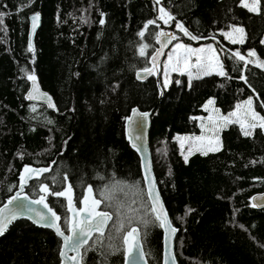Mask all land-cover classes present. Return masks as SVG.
I'll return each mask as SVG.
<instances>
[{
	"label": "trees",
	"instance_id": "trees-1",
	"mask_svg": "<svg viewBox=\"0 0 264 264\" xmlns=\"http://www.w3.org/2000/svg\"><path fill=\"white\" fill-rule=\"evenodd\" d=\"M160 6L175 17L170 25L158 19ZM0 12L6 13V32H0V206L17 189L24 165L54 161L51 172L27 188L31 196L43 195L39 183L59 190L58 181L65 176L63 184H72L78 206V198L88 194L87 185L97 198L105 187L111 189L113 202L124 205L121 215H131V226H139L149 263L162 264L159 222L145 217L150 222L144 224L142 209L128 211L133 200L132 207H140L146 197L138 191L146 188L125 121L133 107L154 109L153 163L179 228V263L264 264V208L251 202L254 193L264 191V129L245 136L239 124L230 123L221 131L219 150L194 153L187 162L176 138L201 133L197 117L206 114L204 105L211 98L225 115L252 98L264 116V69L233 56L255 51L264 58V0L259 12H249L241 0H162V5L156 0H35L30 7L23 0H0ZM35 12L41 14V26L30 52L29 17ZM149 20L156 24L145 29ZM177 22L194 35L215 38L192 41L175 28ZM232 26L244 29L243 44L222 35ZM165 29L175 31V43L215 42L228 76L188 79L174 73L167 87L161 72L137 78L143 68H151L155 35ZM144 44L148 48L142 57ZM30 74L53 96L56 111L27 99ZM47 203L63 227L69 217L66 197L47 195ZM101 208L114 211L103 203ZM114 232L111 222L103 237L93 236L88 250L83 249V264H123V233L113 238ZM61 244L51 229L22 219L0 236V264H60Z\"/></svg>",
	"mask_w": 264,
	"mask_h": 264
},
{
	"label": "snow or ice",
	"instance_id": "snow-or-ice-1",
	"mask_svg": "<svg viewBox=\"0 0 264 264\" xmlns=\"http://www.w3.org/2000/svg\"><path fill=\"white\" fill-rule=\"evenodd\" d=\"M35 0H23L25 7H30ZM261 0H241V6L247 8L249 12H259ZM158 5H162V0H156ZM159 11V20H162L165 24H168L169 21L174 20L175 17L165 9V7L160 6L158 8ZM6 13L0 12V32H6V26L4 25V17ZM39 19V14H33L30 17L31 20V29L32 32H35L36 23ZM101 24L104 23V20L100 21ZM155 20L147 21V24L144 25V28L147 29L149 25H155ZM175 27L183 33V36L188 37L192 41H199L201 39H214L215 37H201L198 35L192 34L182 23L177 22ZM234 31L239 33H243V28H234ZM140 37H144L145 32L140 31L138 33ZM222 35L230 40L232 44H243L244 39L241 38L236 39L233 38L231 32H222ZM161 37H167L168 42L173 40H178L179 38L174 33H167L164 31H160L155 35V39L157 42L160 41ZM165 47L164 44H161L160 49H157L155 55L151 56V60L153 61V67H155V61L158 56L162 54V49ZM148 48L147 44H144L140 50V56L146 55V49ZM29 51H33L32 44L28 45ZM255 51H249L247 53V57H256ZM234 58H237L239 61H245L246 57L241 55L240 52H235L233 54ZM193 58L195 62L193 63ZM258 60V58H257ZM247 63H253L251 59L247 60ZM246 66V65H245ZM257 67L264 68V62H257ZM191 69H195V74L191 71ZM164 75L166 77L164 84L167 86V76L169 72H175L180 75L187 74L189 79L191 78H201L202 76L212 75L213 73L227 77L228 73L224 69V64L218 58L217 50L212 45H207L203 47L194 48L190 44L185 43H176L172 52L167 57V63L164 65ZM143 73H147L149 75L154 74L152 68H143ZM137 78H141V73H137ZM230 78V77H229ZM27 79L33 82V90L34 93H29L27 99L28 100H37L42 99L47 101V106L49 108H54L55 105L52 103L51 98L47 96V94H42L39 92V89L36 87V76L28 75ZM241 79L247 82V78L241 76ZM179 81H177L178 83ZM213 101L209 100L208 104H212ZM247 106V111L244 116L241 118L238 116L237 112L230 113L227 116L218 117V119L224 122V125L227 123H238L243 130V134L245 136H251L252 130L259 127L260 129H264V116H261L257 113L252 105L253 100L249 98L244 102ZM207 108V105L205 106ZM242 105H237L236 108L239 110ZM35 106H33V111H35ZM147 113H139L136 110H133V116L129 117V123L134 122V117L139 116L140 120L143 121L147 117ZM232 117H236V119H231ZM212 120V118H210ZM49 124L52 123L51 120L47 121ZM216 123L213 121V129H215ZM181 141V148L184 147L183 141L186 139L192 140L188 148V155L184 156L185 161L187 162L188 156L193 154L194 152H201L204 155L208 154V151H216L218 148L211 147L209 145L208 149L205 148L199 143L204 138L203 137H184L179 138ZM135 147V145H133ZM255 163V161H253ZM50 168H33L31 166H25L23 169L24 174L19 177V188L20 192H17L14 196H12L7 204L3 208H0V236H3L7 231L9 226L13 221L17 220L18 217L22 216L23 213L19 212L16 208L10 207L14 204V202L27 200L28 197L26 195H22L23 189L28 185L29 180L39 179V177L46 172H49ZM67 180V177H62L58 183L61 184V188L59 190H52L49 187L48 183H39L37 187V191L39 193H43L40 195L38 199H33L30 201L31 204L41 205L46 212L39 211L35 208H28L29 212L35 213V219H33L34 223L41 224L43 227L51 228L55 230L57 236L62 238V250L59 255L63 258L65 264H82L83 255L82 249L85 251L88 250L86 246L89 245V241L92 240L94 234H99V237H103L105 230L107 229L110 222L113 223V228L115 230L113 238H117L123 233L122 241L126 246V251L129 256L132 255L134 249L140 250L141 246L139 243V229L137 227L131 226L133 217L123 216L121 215V211L124 208V205L121 203H114L111 189L105 187L103 190L99 192V197L93 194V188L91 185H87L88 196H83L79 199V203L82 207H74L73 206V186L71 183H68L65 187L63 182ZM145 180L147 181L146 189H139L138 194L141 197H146L143 202L140 204L139 208L132 207V205L136 204V201L133 200L128 207V211L130 213H139L141 209L143 210V215L140 216V222L144 224H148L150 222L149 219H145V217H154L155 221H158V226L161 228H165L169 233H174L177 229L173 228L171 222L168 220L167 213L163 209V205L159 199L158 192L154 187V180L151 176L148 175L147 171L145 172ZM54 182L55 178H53ZM47 195H52L57 198L66 197L67 203L66 208L71 213L70 217H65L63 221V227L60 223L61 216L57 214V212L50 207L47 201ZM105 205L106 209H114V211L98 210L101 204ZM256 207V204L252 205ZM193 209H188L190 213ZM125 220L128 221V225L126 227ZM71 232V235H65V232ZM69 253H75L74 255H69ZM143 251H140V256L143 258ZM164 264H168L167 259H165Z\"/></svg>",
	"mask_w": 264,
	"mask_h": 264
},
{
	"label": "water",
	"instance_id": "water-1",
	"mask_svg": "<svg viewBox=\"0 0 264 264\" xmlns=\"http://www.w3.org/2000/svg\"><path fill=\"white\" fill-rule=\"evenodd\" d=\"M36 13L39 14V19H38V21L36 23L35 32H32L30 17H31V15L36 14ZM31 15L29 17V21H30L29 43H31L32 47H34L35 37H36L37 31L39 30V28L41 26V14L39 12H35V13H32ZM163 31L167 32V33H174L176 35L174 30L165 29ZM175 41L176 40L168 42V38L167 37H161L159 42L156 41L157 42L156 50L160 49L161 44H164L165 47L162 49V54L157 57V59L155 61V67H153V61L150 58L151 68L153 69L154 74H159L161 72V65H162V63H163L168 51L174 45ZM156 50L152 53V55H155ZM139 73H141V78L140 79H147V78H149L151 76V75H149L147 73H143L142 71H139ZM35 84H36V87L39 89L40 93L47 94V96L51 98V101L55 105V107L54 108H50V109L56 111L57 108H56V104H55L53 96L49 92H47L46 90H44L41 87L40 82H39V80L37 78H36ZM29 93H33L35 95L34 90H33V82L32 81H30V87H29V90L27 91L26 97H28ZM30 102L47 105V101H44L42 99L31 100ZM133 110H136L139 113H147L148 115L143 121L140 120L139 116H136V117L133 118L134 122L130 124L128 118L133 116ZM153 113H154V109L141 110L139 107H133L131 109L129 115L126 118V121H125V134H126V138H127L128 142L130 143L131 147L137 152V154L139 156L140 165H141V173H142V177H143V180H144L145 188H147V181L145 180V172L147 171L148 175L151 176L153 178V180H154L155 190L158 192L159 199H160V201H161V203L163 205L164 211L167 213L168 220L171 222L172 227L177 229V231H175L174 233H169L168 231H166L165 228H162V230H163V255H162L163 258H162V264H164L165 259H167L168 264H180L178 259H177V255H176V239H177V236L179 234V228L173 223V221L171 219L169 210L167 208V205L165 203L164 197L162 195V192H161L158 180H157V176H156V173H155V169H154L153 156H152V150H151V144H150V131H151V126H152V115H153ZM133 145H135V147ZM53 165H54V161L51 162L49 165H40V166L32 165V164H26L21 169L20 175L24 174L23 169H24L25 166H31L33 168H45V167L50 168L49 172L43 173L39 177L38 180H40V179L43 178V176L45 174H48V173L51 172V170L53 168ZM20 175H19V177H20ZM35 180H37V179L29 180L28 181V185L23 189L22 195H26L28 197V199L14 202V204L10 206V207L16 208L19 212L23 213V215L18 217L17 220L13 221L12 224L9 226V228L15 222H17L19 220H22V219H26V220L30 221L35 226L46 228V227H43L41 224L34 223L33 219L36 218L35 217V213L28 211V208H35V209H37L39 211L46 212V209H44L41 205H35V204H31L30 203L31 200L39 198V197L31 196L27 192V188L30 186L31 182H33ZM19 183H20V181H19ZM19 183H18V187L14 191V193L9 198H7V200L0 206V208H3L5 206V204H7V201L12 196H14L17 192L21 191L20 188H19ZM72 195H73V206L77 207V208L82 207L81 204L79 206L76 204L74 194L72 193ZM88 195L89 194H87L86 196H88ZM251 202H252V205L256 204V208L257 209L264 208V191L263 192L254 193L252 195ZM98 210L104 211V209L101 208V205H100ZM68 213H69V217H70L71 213L69 211H68ZM29 217H32L33 219H30ZM110 223H109V225H110ZM109 225H108L107 229L109 228ZM134 227H137L139 229V243H140L141 249L140 250L134 249L133 252H132V255L129 256L127 251H126V246H125V255H124L123 264H150L149 261H148L145 249H144L141 230H140L139 226H137V225H135ZM9 228H8V230H9ZM48 229H51V228H48ZM107 229L105 230V233H106ZM51 230L55 233L54 229H51ZM65 235H71V232L70 231L65 232ZM59 238L61 239V242H62V238L61 237H59ZM61 250H62V244H61ZM141 250L144 253L143 258H141V256H140V251ZM74 254L75 253H69V255H74ZM82 255H83V249H82ZM60 259H61L60 260V264H65L63 258L60 257ZM82 264H83V261H82Z\"/></svg>",
	"mask_w": 264,
	"mask_h": 264
},
{
	"label": "rangeland",
	"instance_id": "rangeland-1",
	"mask_svg": "<svg viewBox=\"0 0 264 264\" xmlns=\"http://www.w3.org/2000/svg\"><path fill=\"white\" fill-rule=\"evenodd\" d=\"M249 2H251V0H249ZM160 15V14H159ZM161 22L164 24V25H170L171 24V21H169L168 24H165L162 20ZM176 28V27H175ZM234 28H241L240 26H232L230 27L227 31H224V32H231L232 33V36L233 38H236V39H239L242 37H244V33H239L237 31H234ZM226 38V37H225ZM228 41H230L228 38H226ZM180 43H184L182 41H178ZM176 42V43H178ZM264 42V40H263ZM176 43L171 47V49L168 51L162 65H161V68H162V71H161V76H162V80H163V83L166 79L165 75H164V65L167 63V57L168 55L172 52L173 48L175 47ZM187 44V43H185ZM192 47L194 48H198V47H203V46H207V45H212L213 47L216 48L217 50V54H218V58L220 59V55H219V51H218V48L216 47V44L215 42H212V41H209V42H206V43H201V44H198V45H192L190 44ZM258 58V60H257ZM249 58L246 57V61L248 60ZM252 60L253 62L256 64L257 62H264V58H261L258 54L256 55V57H252ZM195 62L194 58H193V63ZM264 69V68H263ZM191 71L193 72V74H195V69H191ZM175 72H169L168 73V76H167V86L170 84L171 80H172V74H174ZM187 75V74H186ZM188 77V75H187ZM189 79V77H188ZM165 85V84H164ZM166 86V87H167ZM209 100H212L213 103L212 104H208V101ZM205 105H204V110L206 111V114L205 115H200L197 117L198 121H199V125H200V128H201V133L198 134V135H191V134H179L176 136L177 138V141L179 143V146H180V149H181V154H182V157L184 158L185 155H188V148L190 146V144L192 143V140L190 139H186L183 141L184 143V147L181 148V141L179 138H184V137H203L204 139L202 141H200L199 143L205 148V150L208 149L209 145H211V147H214V148H218V150L222 147V139H221V131L226 128L231 122L227 123L226 125H224V122L220 119H218V117H221V116H227L225 114H223L220 109L215 105V100L213 98L209 99ZM248 100V99H247ZM246 101V100H245ZM241 102L239 103L238 105H242V107L238 110L237 108H235V110L233 112H237L238 113V116L239 117H243L245 112L247 111V106L244 104V102ZM207 105V108L205 107ZM253 109L256 111L255 107H254V103L252 105ZM231 112V113H233ZM257 112V111H256ZM259 113V112H257ZM260 114V113H259ZM229 115V114H228ZM261 115V114H260ZM262 116V115H261ZM210 118H212V120H210ZM231 119H236V117H232ZM213 121H215L216 123V127L215 129H213ZM238 124V123H237ZM217 151V150H216ZM209 152H214V151H208ZM194 153H201V152H194ZM193 153V154H194ZM192 155V154H191ZM189 155V156H191ZM188 156V157H189Z\"/></svg>",
	"mask_w": 264,
	"mask_h": 264
},
{
	"label": "built area",
	"instance_id": "built-area-1",
	"mask_svg": "<svg viewBox=\"0 0 264 264\" xmlns=\"http://www.w3.org/2000/svg\"><path fill=\"white\" fill-rule=\"evenodd\" d=\"M168 11V10H167ZM173 16V15H172Z\"/></svg>",
	"mask_w": 264,
	"mask_h": 264
}]
</instances>
